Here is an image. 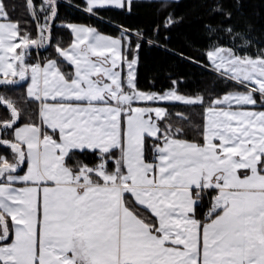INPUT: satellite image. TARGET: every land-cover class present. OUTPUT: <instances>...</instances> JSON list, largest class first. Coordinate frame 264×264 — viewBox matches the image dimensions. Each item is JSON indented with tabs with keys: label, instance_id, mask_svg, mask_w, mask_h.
<instances>
[{
	"label": "snow or ice",
	"instance_id": "snow-or-ice-1",
	"mask_svg": "<svg viewBox=\"0 0 264 264\" xmlns=\"http://www.w3.org/2000/svg\"><path fill=\"white\" fill-rule=\"evenodd\" d=\"M146 2L163 14L154 27L104 34L58 24L59 0H25L23 24L0 0V87L26 84L25 107L0 94V264H264V41L249 21L232 23L242 0H208L219 18L203 25L201 61L168 47L182 19L173 0ZM75 7L131 14L134 0ZM56 28L70 31L67 45ZM145 46L211 71L227 90L184 93L179 76L141 89ZM46 48L55 55L41 58ZM176 104L198 108V121L173 114Z\"/></svg>",
	"mask_w": 264,
	"mask_h": 264
},
{
	"label": "trees",
	"instance_id": "trees-1",
	"mask_svg": "<svg viewBox=\"0 0 264 264\" xmlns=\"http://www.w3.org/2000/svg\"><path fill=\"white\" fill-rule=\"evenodd\" d=\"M39 4V0H36ZM8 6L10 15L13 20H19L22 24L29 20L28 13L25 7V0H4ZM82 0H59V14L61 21L74 22L97 27L104 34H115L117 26L131 27L133 29L140 27L150 29L154 27L155 22L161 19L162 13L158 12L159 3H148L146 0H134L132 13L129 14L126 10L121 11L115 8L101 9L98 16H89L79 8L75 7L81 4ZM243 16L240 13L234 12L232 23L237 29L245 28V21L252 24L251 35L259 41H264V0H242ZM208 0H173L169 10L174 11L175 16L181 19L174 28L171 29L170 41L168 47L174 50H182L186 55L199 56L195 51L197 48H202L206 43L203 25L209 21L215 23L219 18L214 14H207ZM34 30V29H33ZM54 35L58 37L65 45L71 40L70 31L62 28L54 29ZM55 43V41H54ZM221 44L229 45L230 38L225 35L220 41ZM242 41L237 40L236 44H241ZM260 46H264L261 43ZM250 52L256 51V46L249 49ZM41 58L46 55H55L52 48L41 49L39 52ZM35 56V51L33 52ZM201 61H205V57L199 56ZM206 62V61H205ZM177 76L183 78V83L180 85L181 92L193 93L200 91L205 95L210 92L219 94L227 90L225 82L219 80L211 71L204 70L191 63L182 61L176 55L166 52L163 48L145 46L140 52V63L138 67V80L141 89H151L153 91L166 89L169 86L170 79ZM231 87V84L228 85ZM26 84L23 87L5 90L0 87V94H4L16 99L21 107H25V101L21 99L25 96ZM34 105H27L28 111H31ZM173 114L177 112L185 115L191 114L192 120L198 121L200 110L176 104L171 108ZM8 110L6 106L0 105V119L6 118ZM189 137L194 135L192 130H189ZM4 149L0 148V152ZM86 158L91 161L89 155Z\"/></svg>",
	"mask_w": 264,
	"mask_h": 264
}]
</instances>
